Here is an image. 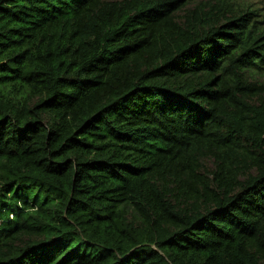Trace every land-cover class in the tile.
<instances>
[{
	"label": "trees",
	"instance_id": "1",
	"mask_svg": "<svg viewBox=\"0 0 264 264\" xmlns=\"http://www.w3.org/2000/svg\"><path fill=\"white\" fill-rule=\"evenodd\" d=\"M0 264H264V3L0 0Z\"/></svg>",
	"mask_w": 264,
	"mask_h": 264
},
{
	"label": "rangeland",
	"instance_id": "2",
	"mask_svg": "<svg viewBox=\"0 0 264 264\" xmlns=\"http://www.w3.org/2000/svg\"><path fill=\"white\" fill-rule=\"evenodd\" d=\"M250 3H252L255 7H259L262 3H264V0H248Z\"/></svg>",
	"mask_w": 264,
	"mask_h": 264
}]
</instances>
